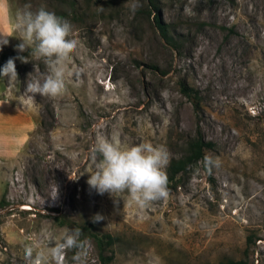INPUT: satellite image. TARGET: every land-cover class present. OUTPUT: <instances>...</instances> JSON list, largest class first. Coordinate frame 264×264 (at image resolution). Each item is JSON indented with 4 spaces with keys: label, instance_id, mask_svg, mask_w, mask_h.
<instances>
[{
    "label": "rangeland",
    "instance_id": "374dc122",
    "mask_svg": "<svg viewBox=\"0 0 264 264\" xmlns=\"http://www.w3.org/2000/svg\"><path fill=\"white\" fill-rule=\"evenodd\" d=\"M157 4L178 48L160 36L147 0H0V50L14 52L18 74L0 79V264H24L26 246L71 229H80L85 264H102L93 233L104 232L115 235L105 264H264V0ZM26 5L72 25L78 47L59 97L26 90L49 74L16 48ZM181 82L197 90V107ZM198 129L213 143L209 169L187 167L167 199L141 208L127 192L100 195L87 184L102 159L99 138L151 143L170 159Z\"/></svg>",
    "mask_w": 264,
    "mask_h": 264
},
{
    "label": "clouds",
    "instance_id": "9594fccd",
    "mask_svg": "<svg viewBox=\"0 0 264 264\" xmlns=\"http://www.w3.org/2000/svg\"><path fill=\"white\" fill-rule=\"evenodd\" d=\"M138 4H134L133 11ZM26 11L19 13L16 20V31L21 41L17 46L19 52L30 49V56L41 60L47 66L49 74L43 82L34 79L26 84V90L33 94L56 98L66 90V77L71 74L69 65L78 42L69 39L72 25L55 13L40 8L36 12L25 6ZM0 43L7 44L6 37ZM27 63L28 57H18ZM15 60L10 58L0 69V79L9 83L18 81ZM161 95L167 98V91ZM94 152L102 159L96 170L90 173L87 184L98 194L128 193L129 202L141 208L151 203L167 199L169 196L168 177L165 171L169 163L167 151L161 146L142 143L137 146L121 147L113 139L99 138ZM58 189L55 187L51 198L56 199ZM115 196V195H114ZM98 222L103 217L98 213L93 218ZM80 229L65 230L59 236L44 233L47 241L43 247L38 244L26 246L24 264H64V257L69 250L75 249L72 257L74 264H85L83 242L79 240Z\"/></svg>",
    "mask_w": 264,
    "mask_h": 264
},
{
    "label": "trees",
    "instance_id": "16d2710c",
    "mask_svg": "<svg viewBox=\"0 0 264 264\" xmlns=\"http://www.w3.org/2000/svg\"><path fill=\"white\" fill-rule=\"evenodd\" d=\"M147 4L149 5V11L152 10V18L154 24L156 25L160 36L166 41L168 45L178 48V37L173 36L167 27V24L162 20L159 14V6L157 4V0H147ZM14 52L12 50H0V69L6 64L10 56ZM181 92L192 99L194 107H197L199 103V94L197 90L184 82L180 83ZM213 143L209 139H205L201 132L196 130L194 135H190L185 137L181 151L176 156H173L169 159V163L165 168L168 183L174 184L177 178V175L181 172L185 171L187 167L197 162H201V165L204 170L208 171L209 169V158L205 154L206 148H211ZM95 238L96 246L98 248V253L102 264H105V261L110 260L112 251L110 245L115 240V235L104 232L100 235L93 233ZM252 241V238L249 234L245 236V244L246 246ZM109 247V254H103V251ZM207 264H249L247 259L244 257L239 258H224L219 259L215 262L207 263Z\"/></svg>",
    "mask_w": 264,
    "mask_h": 264
}]
</instances>
